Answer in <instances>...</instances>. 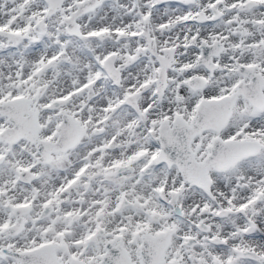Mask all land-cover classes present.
<instances>
[{
    "label": "snow or ice",
    "instance_id": "6c2138e0",
    "mask_svg": "<svg viewBox=\"0 0 264 264\" xmlns=\"http://www.w3.org/2000/svg\"><path fill=\"white\" fill-rule=\"evenodd\" d=\"M0 264H264V0H0Z\"/></svg>",
    "mask_w": 264,
    "mask_h": 264
}]
</instances>
